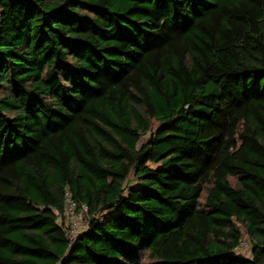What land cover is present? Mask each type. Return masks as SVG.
<instances>
[{
  "label": "trees",
  "instance_id": "16d2710c",
  "mask_svg": "<svg viewBox=\"0 0 264 264\" xmlns=\"http://www.w3.org/2000/svg\"><path fill=\"white\" fill-rule=\"evenodd\" d=\"M0 264H264V0H0Z\"/></svg>",
  "mask_w": 264,
  "mask_h": 264
},
{
  "label": "built area",
  "instance_id": "2783aa9c",
  "mask_svg": "<svg viewBox=\"0 0 264 264\" xmlns=\"http://www.w3.org/2000/svg\"><path fill=\"white\" fill-rule=\"evenodd\" d=\"M87 212L88 207L86 205H83L82 207L78 208L77 203L70 197L69 193H67L65 211L63 212V214H59V218L61 219L63 217L66 218L68 216H71L74 219V225H77L81 222V220H83V217ZM71 229L72 230L71 234L69 233V238L70 240H73L80 231H78L76 227ZM247 244L248 243L246 241H243L239 249L244 248V246H247Z\"/></svg>",
  "mask_w": 264,
  "mask_h": 264
},
{
  "label": "rangeland",
  "instance_id": "374dc122",
  "mask_svg": "<svg viewBox=\"0 0 264 264\" xmlns=\"http://www.w3.org/2000/svg\"><path fill=\"white\" fill-rule=\"evenodd\" d=\"M86 216H87V213H85L83 220H81V222L78 223L77 225H74V219L71 216L66 217V221L68 225L70 226V229H69L70 234L72 230L71 228L76 227L78 231H81L86 228L87 226ZM244 241H246L248 244L247 246H244V248L239 249V251L247 256H250L251 255V245L249 244V240L247 238H244Z\"/></svg>",
  "mask_w": 264,
  "mask_h": 264
}]
</instances>
